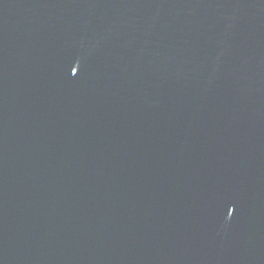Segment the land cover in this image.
Returning a JSON list of instances; mask_svg holds the SVG:
<instances>
[{
    "label": "water",
    "instance_id": "95a60500",
    "mask_svg": "<svg viewBox=\"0 0 264 264\" xmlns=\"http://www.w3.org/2000/svg\"><path fill=\"white\" fill-rule=\"evenodd\" d=\"M0 264H264V0H0Z\"/></svg>",
    "mask_w": 264,
    "mask_h": 264
},
{
    "label": "snow or ice",
    "instance_id": "6c2138e0",
    "mask_svg": "<svg viewBox=\"0 0 264 264\" xmlns=\"http://www.w3.org/2000/svg\"><path fill=\"white\" fill-rule=\"evenodd\" d=\"M71 73L73 74V75H75L76 74V69H75V71H73V68L71 69Z\"/></svg>",
    "mask_w": 264,
    "mask_h": 264
}]
</instances>
